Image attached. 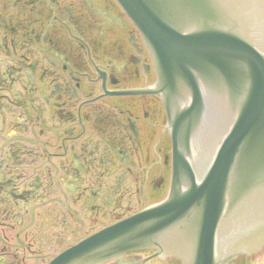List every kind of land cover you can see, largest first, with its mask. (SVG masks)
I'll return each instance as SVG.
<instances>
[{
	"label": "flooded vegetation",
	"instance_id": "1",
	"mask_svg": "<svg viewBox=\"0 0 264 264\" xmlns=\"http://www.w3.org/2000/svg\"><path fill=\"white\" fill-rule=\"evenodd\" d=\"M157 85L118 0H0V264H50L167 198ZM176 240L96 264H186ZM225 264H264V247Z\"/></svg>",
	"mask_w": 264,
	"mask_h": 264
},
{
	"label": "water",
	"instance_id": "2",
	"mask_svg": "<svg viewBox=\"0 0 264 264\" xmlns=\"http://www.w3.org/2000/svg\"><path fill=\"white\" fill-rule=\"evenodd\" d=\"M118 1L158 71L154 92L162 96L174 144L172 186L162 203L50 264H96L172 236L184 246L186 264H225L260 251L264 0Z\"/></svg>",
	"mask_w": 264,
	"mask_h": 264
}]
</instances>
